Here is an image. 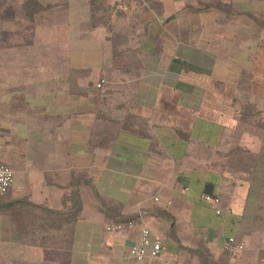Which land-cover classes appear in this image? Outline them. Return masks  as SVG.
I'll return each instance as SVG.
<instances>
[{
	"label": "crops",
	"instance_id": "crops-1",
	"mask_svg": "<svg viewBox=\"0 0 264 264\" xmlns=\"http://www.w3.org/2000/svg\"><path fill=\"white\" fill-rule=\"evenodd\" d=\"M261 10L264 0L0 4V161L14 171L0 264H264V160L235 158L264 148L238 106L254 87ZM143 225L165 249L138 261L129 250ZM229 236L245 244L237 256Z\"/></svg>",
	"mask_w": 264,
	"mask_h": 264
},
{
	"label": "rangeland",
	"instance_id": "rangeland-1",
	"mask_svg": "<svg viewBox=\"0 0 264 264\" xmlns=\"http://www.w3.org/2000/svg\"><path fill=\"white\" fill-rule=\"evenodd\" d=\"M4 1L6 0H0V4H3ZM257 18L264 21V10H261L254 15L256 23ZM258 25L260 26L261 24H255L257 27ZM259 52H261V54L257 57L255 56V69L252 73V77H255L254 87L252 88L253 91L249 90L248 92L250 94L247 93V91L242 92L238 104L239 114H242L240 128L243 129V131L252 133L254 138L252 143L255 147H260L261 145L264 146V44H262V48H258V54ZM240 77L243 80H246L244 75ZM252 93L253 96L251 95ZM236 154L237 157L235 158H238L237 161H248L249 164H254L257 158L264 160V148L262 151H259V154L247 152L242 148H239Z\"/></svg>",
	"mask_w": 264,
	"mask_h": 264
},
{
	"label": "built area",
	"instance_id": "built-area-1",
	"mask_svg": "<svg viewBox=\"0 0 264 264\" xmlns=\"http://www.w3.org/2000/svg\"><path fill=\"white\" fill-rule=\"evenodd\" d=\"M116 8H125L123 4H118ZM105 83L104 78H100L96 86L99 88ZM14 181V171L11 166L3 161H0V196L5 195L11 188ZM158 200L157 197L154 198ZM202 201H204L217 215L224 213V210L220 206V198L210 194H202ZM228 212V211H227ZM134 222L129 220L126 223H117L107 226V230L115 231L121 230L124 227H132ZM245 244L239 241L235 236H229L225 243L224 249L232 256H237L243 249ZM165 247L158 237H153L151 235V230L148 226L143 225L140 228V235L138 242L133 245L129 254L140 261L144 258H157L164 251Z\"/></svg>",
	"mask_w": 264,
	"mask_h": 264
},
{
	"label": "trees",
	"instance_id": "trees-1",
	"mask_svg": "<svg viewBox=\"0 0 264 264\" xmlns=\"http://www.w3.org/2000/svg\"><path fill=\"white\" fill-rule=\"evenodd\" d=\"M257 23L261 24L262 26H264V21H262L261 19H256ZM264 28V27H263Z\"/></svg>",
	"mask_w": 264,
	"mask_h": 264
}]
</instances>
